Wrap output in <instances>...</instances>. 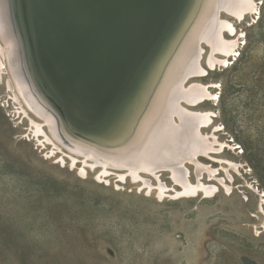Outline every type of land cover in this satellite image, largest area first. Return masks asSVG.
<instances>
[{
    "label": "rangeland",
    "instance_id": "374dc122",
    "mask_svg": "<svg viewBox=\"0 0 264 264\" xmlns=\"http://www.w3.org/2000/svg\"><path fill=\"white\" fill-rule=\"evenodd\" d=\"M258 2L255 18L250 13L238 21L218 9V18L234 23L236 40L241 37L227 68L209 66V43L199 44L202 66L209 72L199 81L218 88L210 86L215 104L200 107L216 111L221 129L216 139L233 147L226 153L209 150L201 161L219 168L221 179L230 183L229 193L217 182L220 187L211 198L160 200L127 174L122 181L117 174L99 179L94 170L81 176V166L46 155L50 148L28 137L27 125L8 107L0 79V264H264L263 222L253 211L264 199V0ZM25 3V12L31 13L32 1ZM109 89L97 93L104 109ZM74 128L80 131L79 125ZM203 130L209 142L215 127ZM209 154L228 156L243 174L225 171ZM194 166H186L192 180ZM160 174L163 182L175 184L170 170Z\"/></svg>",
    "mask_w": 264,
    "mask_h": 264
},
{
    "label": "bare ground",
    "instance_id": "6f19581e",
    "mask_svg": "<svg viewBox=\"0 0 264 264\" xmlns=\"http://www.w3.org/2000/svg\"><path fill=\"white\" fill-rule=\"evenodd\" d=\"M25 1L0 0V79L9 95L8 107L15 108L17 119L22 118V124L27 125L28 137L37 138L39 146L51 149L46 155H54L62 163L70 162L73 167L81 166V176L94 170V174L99 172V179L117 174L115 176L122 181L127 174L138 186H144V192L154 191L160 200L164 196L211 198L220 187L217 182L223 184L228 193L231 191L230 183L221 179L219 168L201 161L209 150L226 153L233 147L220 137L216 139L221 130L214 120L216 111L200 107L203 103L215 104L216 93L210 86L218 88L216 83L199 81L209 73L202 66L199 44L201 40L209 43V66L227 68V61L234 59L241 47V37L236 40L239 33L233 34L234 23L218 18V9H224L239 20L250 13L259 14L258 0H187L186 12L174 18L162 42L159 43L161 33L157 41L148 43V52L153 51L151 62L145 77L140 78L137 85L133 84V93H123L124 90L117 93L110 87L106 108L100 106L102 100H89L82 117L69 113L62 98L58 99L57 87L42 68L36 54L37 32L32 27L31 13L25 12ZM252 17L256 16L252 14ZM208 51L205 50L204 56ZM213 53L222 58L212 57ZM86 94L88 92L83 100ZM63 111L67 117L62 116ZM95 119L99 120V131L90 132L80 127ZM74 124L79 125V132L75 131ZM208 127H215L209 142L203 130ZM124 140L126 145L120 144ZM209 155L218 160L225 171L232 168L242 172L238 163L228 156ZM187 163L195 165L194 180L189 177ZM166 169L175 182L173 186L160 177ZM258 210L253 211L263 222L264 229L263 198H259Z\"/></svg>",
    "mask_w": 264,
    "mask_h": 264
},
{
    "label": "water",
    "instance_id": "95a60500",
    "mask_svg": "<svg viewBox=\"0 0 264 264\" xmlns=\"http://www.w3.org/2000/svg\"><path fill=\"white\" fill-rule=\"evenodd\" d=\"M186 1L34 0L31 23L38 57L69 113L82 117L103 87L133 93L151 62L148 41L162 33V42L174 18L186 12ZM98 125L95 119L80 127L95 132Z\"/></svg>",
    "mask_w": 264,
    "mask_h": 264
}]
</instances>
